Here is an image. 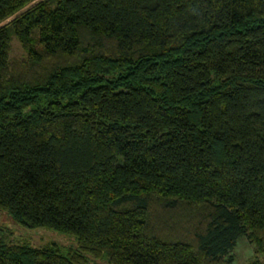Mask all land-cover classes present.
Instances as JSON below:
<instances>
[{"label": "trees", "instance_id": "16d2710c", "mask_svg": "<svg viewBox=\"0 0 264 264\" xmlns=\"http://www.w3.org/2000/svg\"><path fill=\"white\" fill-rule=\"evenodd\" d=\"M33 1L0 0V209L76 245L0 228V264H264V0Z\"/></svg>", "mask_w": 264, "mask_h": 264}, {"label": "rangeland", "instance_id": "374dc122", "mask_svg": "<svg viewBox=\"0 0 264 264\" xmlns=\"http://www.w3.org/2000/svg\"><path fill=\"white\" fill-rule=\"evenodd\" d=\"M37 1L39 0H34L31 4ZM15 15L3 21L0 26L8 24L15 17ZM9 56L12 61H22L25 60L27 56L26 51L15 37H12L10 42ZM0 228L7 232L9 231L11 239L14 241L25 240L34 247L42 246L50 242L57 243L65 248L75 247L76 245L75 240L72 237L62 234L56 230L23 227L21 224L16 222L6 210L3 209H0ZM232 255L233 262L231 264H251L255 257L253 245L248 242L247 239L241 237L236 241ZM98 264L106 263L98 261Z\"/></svg>", "mask_w": 264, "mask_h": 264}]
</instances>
